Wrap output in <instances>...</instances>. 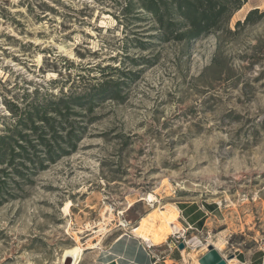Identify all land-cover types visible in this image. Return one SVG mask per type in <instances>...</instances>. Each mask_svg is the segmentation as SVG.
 I'll return each mask as SVG.
<instances>
[{
  "label": "rangeland",
  "instance_id": "1",
  "mask_svg": "<svg viewBox=\"0 0 264 264\" xmlns=\"http://www.w3.org/2000/svg\"><path fill=\"white\" fill-rule=\"evenodd\" d=\"M157 27L140 0H0V134L48 106L71 137L52 159L38 145L41 163L0 165V264H61L76 246L79 264H106L120 236L146 241L136 234L158 222L155 207L185 230L148 249L179 255L169 264L264 239V0H241L190 41ZM62 94L84 102L65 119L50 111ZM192 202L201 228L177 209ZM195 236L201 244H186Z\"/></svg>",
  "mask_w": 264,
  "mask_h": 264
},
{
  "label": "trees",
  "instance_id": "2",
  "mask_svg": "<svg viewBox=\"0 0 264 264\" xmlns=\"http://www.w3.org/2000/svg\"><path fill=\"white\" fill-rule=\"evenodd\" d=\"M241 0H140V8L151 15L158 25L157 37L163 40L190 41L199 35L209 33L213 29H219L225 17L234 9L240 7ZM257 12L252 9L246 15L244 22H248L252 15ZM239 24V22H238ZM101 89H99V92ZM55 115L66 118L72 106H83L84 102L76 95L62 94L56 101ZM33 107L27 110L24 118H18L15 125L7 129V133L0 134V165L13 166L17 158L28 160L29 163H41L44 158L34 151L39 145L45 154V158L52 159L53 155L61 150L60 141L69 144L71 137L57 133L54 129V118L48 115V106ZM34 118L37 120L35 121ZM40 121L41 123H35ZM30 130L35 134V140L29 137L30 133L22 131ZM69 133V132H68ZM56 146V148L54 147ZM30 150V151H29ZM32 150V151H31ZM30 153L31 155H28ZM21 165L25 166L23 161ZM1 172H4L3 169ZM16 173L21 171L16 168ZM212 208L213 205H208Z\"/></svg>",
  "mask_w": 264,
  "mask_h": 264
},
{
  "label": "crops",
  "instance_id": "3",
  "mask_svg": "<svg viewBox=\"0 0 264 264\" xmlns=\"http://www.w3.org/2000/svg\"><path fill=\"white\" fill-rule=\"evenodd\" d=\"M177 209L181 217L184 218L185 224L189 226L194 225L197 228H201L207 223L205 219L206 213H203L201 206L197 203L179 204ZM213 209H215V207H212L211 211H213ZM115 242H120V247L116 248L114 251L116 258L110 259L109 261L111 262L114 260L116 264H169V262L173 260L178 261L180 258L177 254H175L176 256L174 259L171 258L172 252L166 255H159L157 254L158 249H155L156 252L154 250H148L150 248L146 247L144 241H139L135 239V237H130L129 235H126V237L122 235ZM117 244L118 243H116V245ZM113 245L114 242L111 243L109 247L111 248ZM207 245L208 244H206V248L203 247L202 251L199 252L197 259L207 251ZM218 245H223V241L220 240ZM220 253L226 259L225 264H264V239H261L260 242L258 241L255 247L245 251H239L238 253H233L228 256H225L222 252ZM121 255H124L123 259ZM228 259H230V262H228Z\"/></svg>",
  "mask_w": 264,
  "mask_h": 264
},
{
  "label": "bare ground",
  "instance_id": "4",
  "mask_svg": "<svg viewBox=\"0 0 264 264\" xmlns=\"http://www.w3.org/2000/svg\"><path fill=\"white\" fill-rule=\"evenodd\" d=\"M145 199L148 200L149 202H157V197L152 193L148 194L147 197H145ZM129 205H131V204H129ZM154 209H155L154 211H158V213H159L157 215L158 222L156 220H154L153 218H148V219L143 218L144 219L143 229H145V232L138 233V232H136L137 229H134V228L130 231H132L133 233H138L136 235L139 238L146 240L144 242L148 243L151 246H158V245L163 244L164 242H166L167 235L169 236V234H173V235L176 233H180V235L183 234L184 229L181 226H179L177 221L174 219L178 215L177 212L176 213L171 212L169 214L164 210H160L158 207H155ZM105 228L106 227H104L102 224L99 226V229H97V231L100 232V235L104 234ZM74 237H75L74 239L77 240V237L76 236H74ZM198 239L196 238V236L192 237L190 239H187L186 244L189 245L191 243L192 247H196L198 244H201V241ZM212 244L215 245L216 249L220 250V248L217 246V244H215V243H212ZM86 247H91V245L89 244ZM81 248H80V246H76L73 249L66 250L63 259H61L62 260L61 264L66 263L68 261H69V263L71 262V264H79V262L81 260L82 250H83ZM228 262H230V259H228ZM231 262H232V260H231Z\"/></svg>",
  "mask_w": 264,
  "mask_h": 264
},
{
  "label": "water",
  "instance_id": "5",
  "mask_svg": "<svg viewBox=\"0 0 264 264\" xmlns=\"http://www.w3.org/2000/svg\"><path fill=\"white\" fill-rule=\"evenodd\" d=\"M183 247V243L178 245L179 249ZM198 262L199 264H225L226 259L213 244H208L207 251L199 257ZM106 264H116V261L113 260Z\"/></svg>",
  "mask_w": 264,
  "mask_h": 264
},
{
  "label": "built area",
  "instance_id": "6",
  "mask_svg": "<svg viewBox=\"0 0 264 264\" xmlns=\"http://www.w3.org/2000/svg\"><path fill=\"white\" fill-rule=\"evenodd\" d=\"M184 233H185V230H184L183 234H184ZM145 245H146L147 248H151V245H149V244L146 243V242H145ZM173 245H175V243L172 242V241H170V243H169V247H173ZM175 246H176V245H175Z\"/></svg>",
  "mask_w": 264,
  "mask_h": 264
}]
</instances>
